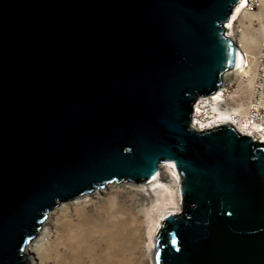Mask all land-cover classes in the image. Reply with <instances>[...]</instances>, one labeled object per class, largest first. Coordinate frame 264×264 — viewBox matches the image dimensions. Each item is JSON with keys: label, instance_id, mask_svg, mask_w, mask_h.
Segmentation results:
<instances>
[{"label": "water", "instance_id": "obj_1", "mask_svg": "<svg viewBox=\"0 0 264 264\" xmlns=\"http://www.w3.org/2000/svg\"><path fill=\"white\" fill-rule=\"evenodd\" d=\"M240 0H0V264L108 183L179 177L154 264H264V143L192 106L236 64Z\"/></svg>", "mask_w": 264, "mask_h": 264}, {"label": "rangeland", "instance_id": "obj_2", "mask_svg": "<svg viewBox=\"0 0 264 264\" xmlns=\"http://www.w3.org/2000/svg\"><path fill=\"white\" fill-rule=\"evenodd\" d=\"M252 1L258 5L252 11L246 9L237 17L235 25H238L237 29L240 31L234 26L233 36L236 42L243 41L249 54H254L264 40V0ZM230 71L227 70L222 76L227 94L239 89L243 91L246 86L239 85L240 76ZM239 97L245 99L243 93ZM168 169L166 165H160V178L163 183L174 185V177L168 173ZM141 184L143 183H108L95 192L53 208L30 242L34 253L30 252L25 257V262L154 264L155 234H151L150 227L151 219L157 213H154L150 204L153 198L151 195L156 197L157 194L152 189L149 190L151 195L147 193L146 185L143 192ZM173 198L178 203L176 191ZM178 207L180 208V203ZM39 244L41 247L36 250L35 247Z\"/></svg>", "mask_w": 264, "mask_h": 264}, {"label": "bare ground", "instance_id": "obj_3", "mask_svg": "<svg viewBox=\"0 0 264 264\" xmlns=\"http://www.w3.org/2000/svg\"><path fill=\"white\" fill-rule=\"evenodd\" d=\"M254 5V1L252 0H240L233 7L231 15L226 24V34L228 37L234 40L237 47L236 64L235 67L231 69L230 73L240 76L239 85H245L246 88L243 89V91L239 89L238 91L227 94V88L224 84L218 92L209 96L200 97L193 108L190 123L191 126L198 131L223 124H230L241 134L249 135L257 141L264 143V113L260 112V109L261 107L263 108L264 104L260 103L259 101H253V96H256V94L259 92L258 88H261V85H264V76H259V70L262 64L258 60L262 54L261 48L264 47V40H262V42L259 44L258 50L254 54H249L246 51L243 41L240 40L236 42L233 38L234 26L235 29L238 28V25H235L237 17L241 13L245 12L246 9L249 11L254 10ZM237 30L238 32L240 31V29ZM240 93L244 94V100H242L243 97H239ZM262 93L263 92H261L260 95ZM239 106L241 107L239 108ZM254 113H256L255 118L253 117ZM160 165H166V169L169 167L168 173L174 177L172 179V181H174V185L163 183L160 178ZM178 178L179 177L173 165L170 163H161L159 164L157 172L152 177V179L146 182H140L143 183L141 184L143 192L144 185H146L147 193L150 194L149 190L152 189L153 192L158 196H156V198L150 194L153 197L150 207H152L154 213H157L151 219L152 224L150 227V232L152 235L155 234L157 228L160 225L161 219L167 213H173L179 210ZM97 190H99V188L93 192ZM159 190L163 192L160 193ZM174 191H176L178 203L176 202V199L173 198ZM40 247L41 245L39 244V246H36L35 249L38 250ZM32 251L33 246L29 242L24 247V257L29 255ZM32 253H34V251Z\"/></svg>", "mask_w": 264, "mask_h": 264}, {"label": "built area", "instance_id": "obj_4", "mask_svg": "<svg viewBox=\"0 0 264 264\" xmlns=\"http://www.w3.org/2000/svg\"><path fill=\"white\" fill-rule=\"evenodd\" d=\"M254 4L255 5L253 6V8H255L257 6V4L255 3V1H254ZM261 52H262V54L260 55V57L258 59L259 62L262 64L261 65V68L259 70V76H262V75L264 76V69H263V67H264V47L261 48ZM222 85H224V83H222ZM221 88H222V86H221ZM258 90H259L258 94H256V96L255 95L253 96V101L254 102H258L259 101L260 103L264 104V85H261V88H258ZM261 92H263V93L260 95ZM195 104H194V106H195ZM194 106H193V108H194ZM260 112L261 113H264V106H263V108L261 107ZM253 117L254 118L256 117V113L253 114Z\"/></svg>", "mask_w": 264, "mask_h": 264}, {"label": "clouds", "instance_id": "obj_5", "mask_svg": "<svg viewBox=\"0 0 264 264\" xmlns=\"http://www.w3.org/2000/svg\"><path fill=\"white\" fill-rule=\"evenodd\" d=\"M226 24H227V22H226ZM222 83H223V81H222ZM221 86H222V84H221ZM221 86H220V89H221ZM219 89V90H220ZM194 106V105H193ZM193 106H192V113H193ZM191 118H192V114H191ZM190 125H191V123H190ZM192 127V126H191Z\"/></svg>", "mask_w": 264, "mask_h": 264}]
</instances>
